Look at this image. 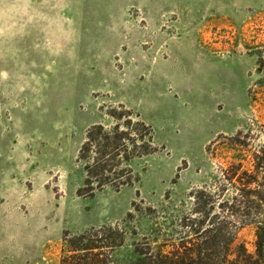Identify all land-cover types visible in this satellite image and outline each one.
<instances>
[{
  "label": "rangeland",
  "instance_id": "rangeland-1",
  "mask_svg": "<svg viewBox=\"0 0 264 264\" xmlns=\"http://www.w3.org/2000/svg\"><path fill=\"white\" fill-rule=\"evenodd\" d=\"M263 145L264 0H0V264L255 254Z\"/></svg>",
  "mask_w": 264,
  "mask_h": 264
},
{
  "label": "trees",
  "instance_id": "trees-1",
  "mask_svg": "<svg viewBox=\"0 0 264 264\" xmlns=\"http://www.w3.org/2000/svg\"><path fill=\"white\" fill-rule=\"evenodd\" d=\"M253 167V171L241 172L242 164L233 165L227 169L226 174L247 198L257 193L263 204L262 192L252 189L251 186L259 183V177L264 172V145L254 155ZM204 223L202 219L190 221L193 232L196 235L200 233L201 242L193 248L184 246L185 255L180 254L183 256L180 261L171 258V264H186L188 260L193 264H264V218L256 226L255 254L249 253L246 246L238 242L237 235H224L222 226L205 228ZM80 239L83 240V236ZM84 247L72 249L73 254L64 258L62 264H105L101 258L102 254L95 252L99 249L95 242H88ZM193 257H196L197 261Z\"/></svg>",
  "mask_w": 264,
  "mask_h": 264
}]
</instances>
